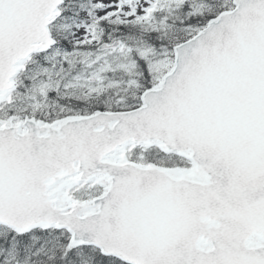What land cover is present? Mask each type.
<instances>
[{
	"label": "snow or ice",
	"instance_id": "1",
	"mask_svg": "<svg viewBox=\"0 0 264 264\" xmlns=\"http://www.w3.org/2000/svg\"><path fill=\"white\" fill-rule=\"evenodd\" d=\"M0 264H264V0H0Z\"/></svg>",
	"mask_w": 264,
	"mask_h": 264
}]
</instances>
